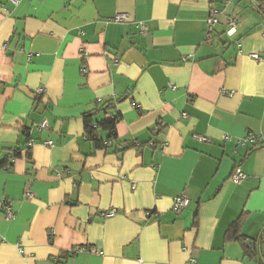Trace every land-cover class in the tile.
<instances>
[{
	"label": "crops",
	"instance_id": "0c3cea01",
	"mask_svg": "<svg viewBox=\"0 0 264 264\" xmlns=\"http://www.w3.org/2000/svg\"><path fill=\"white\" fill-rule=\"evenodd\" d=\"M0 264H264V0H0Z\"/></svg>",
	"mask_w": 264,
	"mask_h": 264
},
{
	"label": "built area",
	"instance_id": "2783aa9c",
	"mask_svg": "<svg viewBox=\"0 0 264 264\" xmlns=\"http://www.w3.org/2000/svg\"><path fill=\"white\" fill-rule=\"evenodd\" d=\"M11 2H13L14 4H18V2L20 0H10ZM231 0H225V2H230ZM221 15V11L216 7V6H210L209 7V10H208V18H207V23H208V33L209 35L213 32V30L215 29V26L216 24H218L219 22V17ZM130 19V16L128 14H125V13H119V14H116L114 17H112L111 19L109 20H112V21H115V22H125L127 20ZM238 24V18L237 17H231L229 20H228V30H227V34L229 36H232L235 34L236 32V26ZM141 29L142 30H146L147 29V25L145 23H141ZM250 56L254 59V60H262L263 59V56L260 54V53H252L250 54ZM83 71L85 72L86 69L84 68ZM44 91V88L41 87V88H38L37 89V96H40L42 95ZM184 115H186L184 113ZM41 128H45V127H48V122L47 120H43L41 125H40ZM199 140H203V141H207L208 139L205 138L204 136H201V135H198L197 136ZM229 136H226V139H228ZM247 140L251 143H255L256 140H257V137L256 135L252 134V133H249L247 135ZM47 145H53L54 142L52 140H48L45 142ZM31 144H33V141L31 142ZM108 144H110V142H108ZM152 145H154V142L152 141L151 142ZM162 146H164L166 144L165 140H163L161 142ZM14 157L11 159L12 161H14ZM231 179L234 183H241L242 181H244L246 179V174L245 172L240 168V167H236L234 172L232 173V176H231ZM33 196L32 192L30 190H28L26 193H25V197L27 198H31ZM190 204V200L189 198H187L186 196L182 195V196H178L175 198L174 200V203H173V206H172V209L179 213V212H182L188 205ZM4 209H5V212H6V215L8 218L12 217L13 216V212L11 210V207H10V204L8 202L5 203L4 205ZM116 212V210H111L107 213H105L104 215H112ZM84 248H77L74 252H79V251H83ZM191 262H195V260L193 258H191L190 260Z\"/></svg>",
	"mask_w": 264,
	"mask_h": 264
},
{
	"label": "trees",
	"instance_id": "16d2710c",
	"mask_svg": "<svg viewBox=\"0 0 264 264\" xmlns=\"http://www.w3.org/2000/svg\"><path fill=\"white\" fill-rule=\"evenodd\" d=\"M96 111H103L107 115V118L104 120H96L94 114H85L84 123L87 139L93 144L95 149H108L111 145H116L118 149L121 143H119L117 139L116 126L120 119V115L115 111V101H105L98 106ZM101 132H106L107 136L103 138ZM108 142H110V144H108ZM124 149L125 147L121 151ZM243 223L244 218L242 216L232 224L227 232L228 237L241 239L243 237L241 232ZM248 252L250 255L252 254V252Z\"/></svg>",
	"mask_w": 264,
	"mask_h": 264
},
{
	"label": "water",
	"instance_id": "95a60500",
	"mask_svg": "<svg viewBox=\"0 0 264 264\" xmlns=\"http://www.w3.org/2000/svg\"><path fill=\"white\" fill-rule=\"evenodd\" d=\"M251 244H254V242L251 241Z\"/></svg>",
	"mask_w": 264,
	"mask_h": 264
}]
</instances>
